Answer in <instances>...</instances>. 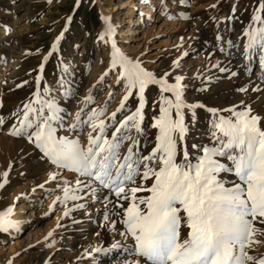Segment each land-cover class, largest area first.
Listing matches in <instances>:
<instances>
[{
  "label": "snow or ice",
  "instance_id": "snow-or-ice-1",
  "mask_svg": "<svg viewBox=\"0 0 264 264\" xmlns=\"http://www.w3.org/2000/svg\"><path fill=\"white\" fill-rule=\"evenodd\" d=\"M46 2L51 5L59 0ZM80 2L75 0L73 11ZM141 2L168 20L176 18L169 3L178 4L181 10L176 16L190 19L182 10L189 6V0ZM15 3L12 0L13 7ZM209 7L215 9L217 5ZM236 7L231 6L224 21L212 19L230 25L237 18ZM72 19V15L67 16L63 28L42 54L29 96L7 113V119L0 114V132L30 149L24 157L34 153L46 166V179L36 187L60 194L48 205L45 216L56 204L63 206V218L99 203L102 219L98 226L125 241L113 239L107 247L94 245L77 259L93 253L109 255L116 250L117 264H264V108L256 111L248 94L249 86L252 94L264 93V0H255L248 26L239 34L243 37V71L251 77L254 69L250 65L257 60V83L252 85L250 79L249 84L236 88L248 98L227 108L187 99L190 90L207 91L213 81L220 79L211 74L212 69L226 79L239 74L231 70L233 41L225 40L219 29L213 48L227 63L218 60L205 65L203 73L188 76L182 74L186 70L181 63L187 52L161 71L145 67V63L155 61L142 60L143 53L131 56L122 51L115 39L116 27L103 13L98 15L96 42L98 51L101 44L106 50L100 58L105 66L76 99L81 77L92 65L86 64L78 77L76 65L59 54ZM10 31L7 24L0 28V36L4 37L0 44L11 43L7 40ZM22 55H41V49L25 50ZM50 57L57 62L58 76L51 84L42 83ZM4 59L0 55V60ZM197 80L199 87L194 83L190 86ZM28 83L25 80L16 88ZM105 87L107 94L97 104L98 91L103 92ZM117 89L119 102L108 112ZM153 89L154 111L146 128L148 92ZM73 99L76 107L69 111L67 104ZM198 109L208 117L199 142L194 140L189 145ZM149 130H154L151 139ZM15 163L10 160L7 168L12 169ZM9 175L8 170L0 172V189L6 187ZM49 183L53 189H45ZM12 212V207L0 212V233L20 230L21 222L11 219ZM52 235L49 231L44 240L47 242ZM51 246L45 243V247ZM4 264H13V258Z\"/></svg>",
  "mask_w": 264,
  "mask_h": 264
},
{
  "label": "rangeland",
  "instance_id": "rangeland-1",
  "mask_svg": "<svg viewBox=\"0 0 264 264\" xmlns=\"http://www.w3.org/2000/svg\"><path fill=\"white\" fill-rule=\"evenodd\" d=\"M254 2L255 0H189V6L182 9L189 15V20L178 18L176 13L181 10L179 5L169 3V10L176 18L168 20L161 17L158 10L152 11L141 0H81L75 11H73L75 0H59L58 3L51 5L46 0H16L14 7L12 0H0V28L7 24L11 29L7 36V40L11 43L6 41L0 44V55L5 57L4 60H0V105H2L0 114L5 115L7 119V113L29 96L34 86V69L53 38L63 28L68 15H72L73 19L69 22V28L59 45V54L66 61H72L76 65L78 77L79 70L84 69L86 64L92 65L81 77L76 99L84 94V90L105 66L100 63V58L106 50L101 44L98 51L96 42V35L100 30L98 21L100 13L109 16L110 22L116 27L115 39L122 51L131 56L143 53L144 55L140 57L142 60L155 61V63H145L147 68L162 71L172 59L187 52L181 63L186 70L182 74L188 76L196 72L203 73L205 65L210 66L218 60L227 63L219 50L213 48L214 36L219 29L225 40L233 41L234 63L231 65V70L238 71L239 74L237 77L226 79L212 69L211 74L220 79L213 81L207 91L197 93L190 90L187 99L189 102L200 101L207 106L217 108H227L240 100H247L248 97L238 93L236 88L249 84L250 79L252 85H255L259 69L258 61L254 59L250 65L254 69L251 77L243 71V62L240 59L243 37L239 34L243 27L248 26ZM211 4H216L217 7L210 8ZM233 4L237 5L235 14L237 18L230 25L226 21L217 24L212 19L215 17L216 21H224V18L230 14ZM229 26L232 31L226 30ZM0 39L4 37L0 36ZM177 44L180 45L179 48L173 47ZM37 48L41 49V55H22L25 50L34 52ZM57 68L56 60L50 57L46 62L42 83L51 84L58 76ZM25 80L29 83L16 88V84ZM192 83L197 87L200 86L199 80L190 82V86ZM106 94L107 87L103 92L98 91L97 104L103 101ZM248 94L252 96V107L258 112L261 111L264 108V93L252 94L249 86ZM154 98L153 89L148 92L146 128L151 119L150 114L154 111L152 107ZM76 99L67 104L69 111L75 110ZM119 99L120 94L117 89V95L109 104L108 112L117 106ZM196 116L197 123L188 137L189 145L194 140L199 142L198 136L205 126L208 114L198 109ZM153 132L154 130H149L150 139ZM204 142L207 143L206 140ZM25 151L30 149L24 146L22 141L13 140L0 132V172L4 170L10 172L6 187L0 189V212L12 207L11 219L21 222L19 231L0 233V264H4L10 257L13 258V264H44L45 261H49V264H93V257L96 259V264H117L119 256L116 250L109 255L93 253L92 256L82 260L77 259L85 251L90 252L94 245L107 247L113 239L121 243L125 241L118 235L113 236L106 228L98 226L102 219V205L99 203L73 211L68 217L63 218H61L63 206L56 204L53 206L54 210L45 216L48 205L60 193L59 191L47 193L36 187L45 181L47 168L34 153L24 157ZM10 160L17 161L12 169L7 168ZM67 175L65 173V176ZM44 187L53 189L54 185L49 183ZM68 206L71 207L72 202H69ZM85 212H88V215H85ZM58 224L60 226H57ZM49 231H52L53 235L46 242L44 237ZM45 243L52 246L45 247ZM15 253L20 255L16 257Z\"/></svg>",
  "mask_w": 264,
  "mask_h": 264
},
{
  "label": "bare ground",
  "instance_id": "bare-ground-1",
  "mask_svg": "<svg viewBox=\"0 0 264 264\" xmlns=\"http://www.w3.org/2000/svg\"><path fill=\"white\" fill-rule=\"evenodd\" d=\"M123 49V48H122Z\"/></svg>",
  "mask_w": 264,
  "mask_h": 264
}]
</instances>
